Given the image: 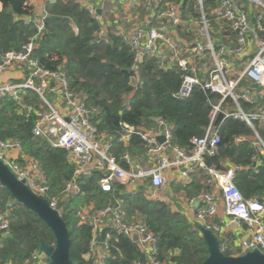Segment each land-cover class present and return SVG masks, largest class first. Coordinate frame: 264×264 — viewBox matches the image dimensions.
<instances>
[{
    "label": "built area",
    "instance_id": "obj_1",
    "mask_svg": "<svg viewBox=\"0 0 264 264\" xmlns=\"http://www.w3.org/2000/svg\"><path fill=\"white\" fill-rule=\"evenodd\" d=\"M62 1L83 5L99 23L102 18L97 13L99 3L111 4L126 13L135 9L143 16V20L135 23L132 29H122L118 33L132 51V86L135 90L142 87L140 65L156 58L162 70L180 71L178 95L181 100L189 99L197 88L221 96L220 102L213 106L205 135L191 140L190 151L173 145V128L162 120L157 121V129L151 130L125 125L118 141L126 144L132 136L140 137L146 148L147 164L134 166L126 156L130 168L125 169L111 155L109 142L99 137L92 123L95 110L86 107L82 97L72 90L64 63L56 69H48L34 55L37 38L45 30V7L40 14L22 17L25 23L35 26L37 33L21 51L9 52L0 58V100H13L23 107L27 118L35 117L33 133L36 137L55 148L71 152L76 172L65 186L62 201L79 196L78 179L90 177L94 171L104 174L99 182L104 193H111L116 181L132 195L144 186L156 192L165 188L166 172L170 170L179 173L185 185H190L193 177L202 172L211 191L203 190L186 199L187 206L195 213L197 224L216 234L225 255L233 244L227 234L234 226L246 235L237 244L241 255L254 250L264 255V202L244 198L234 183L238 168L230 166L218 170L208 167L205 162L206 157L217 153L221 142L216 126L220 114L224 115L223 120L234 118L246 123L254 133L255 145L264 154V142L256 131V125L264 126V0H194L196 15L187 11L184 0ZM27 3L34 7L37 0H27ZM108 30L101 23L94 43L108 44ZM227 32L230 35H225ZM13 68L18 70L22 79L4 80L3 75ZM245 82L251 86L243 88ZM28 93L38 97L37 106L26 104L24 98ZM228 100L232 105L227 103ZM160 136L165 137L162 144L158 142ZM243 141L245 138L236 139V143ZM0 161L19 180H26L35 194L46 198L49 193L46 177L39 164L23 154L19 143L0 140ZM50 205L52 208L60 206L58 201ZM222 206L227 219L218 223L216 219ZM11 207L13 203L8 204V208ZM76 218L80 225H89L92 229L90 248L84 256L88 262L107 264L111 235L103 232L111 229L133 241L137 239L134 242L145 257V264H171L160 261L158 238L146 223L128 219L122 201L104 208L85 205L76 211ZM2 221L0 212V243L10 236L8 223ZM45 260V254L38 249L22 264H46Z\"/></svg>",
    "mask_w": 264,
    "mask_h": 264
},
{
    "label": "trees",
    "instance_id": "obj_2",
    "mask_svg": "<svg viewBox=\"0 0 264 264\" xmlns=\"http://www.w3.org/2000/svg\"><path fill=\"white\" fill-rule=\"evenodd\" d=\"M43 1L47 19L44 32L37 38L34 55L48 69H56L64 63L72 90L82 97L86 107L95 110L92 123L99 137H107L111 155L123 168H130L126 156L134 166L144 167L146 161V148L140 137L134 135L126 144L118 141L125 125L151 130L157 129V121L162 120L173 128V145L186 151L192 149V139L205 135L213 106L221 100L220 95L197 88L189 99H178L180 71L162 70L156 58L140 65L142 87L135 90L132 86V51L121 36L110 29L108 44L94 43L101 23L94 20L83 5L74 1ZM184 1L187 11L196 15L193 10L195 1ZM0 3L1 58L9 52L21 51L36 36L37 30L22 19L34 16V7L29 6L27 0H0ZM24 100L26 104H39L33 93H28ZM227 103L232 105L230 100ZM243 105L249 109L246 103ZM34 126L35 117L27 118L21 105L10 99L0 100V140L19 143L23 154L39 164L49 186L46 199L49 203L59 202L61 216L67 223L71 240L70 258L74 264H93L84 259L90 248L92 229L89 225L79 224L76 211L90 203L104 208L119 201L130 214H138L158 238L160 261L171 264L205 262L209 254L196 226L182 212L173 211L171 205L148 200L145 197L146 186L132 195L126 194L114 181L111 193H104L99 187L104 174L94 171L92 176L78 179L79 196L62 201L66 184L74 178L76 165L70 151L55 148L36 137ZM218 128L221 142L217 153L206 157L207 166L218 170H226L230 166L238 168L234 183L244 198L264 202V154L252 139L253 131L246 123L234 118L222 120ZM256 131L264 142V126L256 125ZM238 138H245V141L236 143ZM198 175L201 179L206 178L202 172ZM194 177L184 189L188 197L203 190L209 191L196 184ZM9 203H13V207L8 208ZM0 212L2 223L7 222L10 228V236L0 243L2 264H22L26 257L39 249L41 241L54 245L53 233L47 225L2 187ZM106 233L111 235L107 264H145L146 259L133 240L111 229L104 230L103 234ZM226 255L235 257L241 252L231 244Z\"/></svg>",
    "mask_w": 264,
    "mask_h": 264
},
{
    "label": "water",
    "instance_id": "obj_3",
    "mask_svg": "<svg viewBox=\"0 0 264 264\" xmlns=\"http://www.w3.org/2000/svg\"><path fill=\"white\" fill-rule=\"evenodd\" d=\"M97 13L101 16L102 10L99 9ZM255 87L258 86L255 85ZM177 98L180 99L179 95ZM223 118V114L218 116L216 126ZM158 142L164 143L165 137H158ZM0 187L6 189L16 202L37 214L52 231L55 239L54 245L41 241L39 246V251L46 256V264H74L70 258V232L66 221L61 216L60 206L52 208L46 198L35 194L27 185L26 180H19L2 161H0ZM196 230L201 234L209 254L203 264H264V255L259 250L235 257L227 256L221 252L220 241L213 231L199 224L196 225ZM136 240L134 238V241Z\"/></svg>",
    "mask_w": 264,
    "mask_h": 264
},
{
    "label": "crops",
    "instance_id": "obj_4",
    "mask_svg": "<svg viewBox=\"0 0 264 264\" xmlns=\"http://www.w3.org/2000/svg\"><path fill=\"white\" fill-rule=\"evenodd\" d=\"M88 1L93 2L97 0H88ZM44 7H45V2L43 0H37L36 5L34 6V10H35L34 15L40 14V12H42V9H44ZM98 8L102 10L101 23L103 24V26L107 27L109 30L110 29L114 30L116 34H118L119 31L122 29H128V30L132 29L135 23H139L140 22L139 20H143V16L141 14L138 15L135 9L129 11V13H126L124 12L123 9H120L119 7L112 6L111 4L102 5L101 3L98 4ZM1 10H2V4L0 3V12ZM138 12L140 11L138 10ZM181 34L182 33H180V35ZM226 34L230 35L228 32L225 33V35ZM21 77L22 75L19 74L16 68L10 69L7 73L3 75L4 80H11V79L20 80L22 79ZM250 86L251 84L249 82H245L243 84V88H249ZM101 138L106 140L107 137L102 136ZM132 160L134 161V159ZM144 162L146 166L147 165L146 161L144 160ZM166 178H167L166 187L157 192L148 187L144 188L145 197L150 201H157L158 198H161L162 202L171 205L173 211L182 212L190 223L194 224L195 226L198 225L195 219L194 211L186 204V199L188 196L185 193L184 189H186V187H188L189 185L188 186L185 185V183L180 178V174L177 173L176 171L170 170L166 172ZM194 178L196 184H200L201 186H203L204 189H209V191H211L210 186L206 185L207 182L206 178L201 179L200 175H196ZM118 184L124 189L126 194H129L128 190H126L120 183ZM90 204L96 207L94 203H90ZM127 215L130 221L142 220L138 214H130L127 211ZM226 219L227 217L225 215L224 207L222 206L216 221L219 223ZM227 235H228V239L232 241L233 245L236 244L235 248L239 249L240 251V248L237 244L239 240H241L243 237L246 236L245 233H243V231L239 227L234 226L228 231Z\"/></svg>",
    "mask_w": 264,
    "mask_h": 264
}]
</instances>
